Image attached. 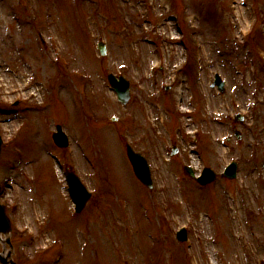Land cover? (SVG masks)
<instances>
[{"label":"rangeland","instance_id":"374dc122","mask_svg":"<svg viewBox=\"0 0 264 264\" xmlns=\"http://www.w3.org/2000/svg\"><path fill=\"white\" fill-rule=\"evenodd\" d=\"M108 72L129 79L127 105ZM0 135L17 264H264V0H0ZM230 160L233 180L182 171ZM67 167L92 191L81 213Z\"/></svg>","mask_w":264,"mask_h":264},{"label":"water","instance_id":"95a60500","mask_svg":"<svg viewBox=\"0 0 264 264\" xmlns=\"http://www.w3.org/2000/svg\"><path fill=\"white\" fill-rule=\"evenodd\" d=\"M98 49L100 50L101 54L106 53L105 44L103 42L98 43ZM108 79L114 86L119 99L124 103L127 102L130 96L129 82L123 76H119V79L117 80L113 74H108ZM214 84H217L219 89L223 90V81L220 79L218 74H215V80L213 82V85ZM52 137L59 146L68 145V138L66 134L62 131L60 125L56 126V131L52 134ZM1 143L2 138L0 136V149ZM126 148L128 158L131 164L133 165L135 173L145 184L151 187L152 180L147 161L143 156L135 152L129 144H127ZM236 169V162H232L230 165L227 166L226 170L222 173V176L233 179L236 177ZM189 171L190 173H192L190 168ZM66 178L69 184L70 193L75 199L77 204V210L79 211L83 208L85 202L90 197V193L86 190L79 177L73 171H67ZM198 179L201 183H208L215 179V173L210 168H205L202 176ZM10 231L11 223L8 216L6 215L5 206L0 204V242L3 245V250L0 251V264H16L12 258L13 250L10 242ZM178 236L179 238H184L183 235ZM6 244L10 246V249L5 250L4 246Z\"/></svg>","mask_w":264,"mask_h":264},{"label":"bare ground","instance_id":"6f19581e","mask_svg":"<svg viewBox=\"0 0 264 264\" xmlns=\"http://www.w3.org/2000/svg\"><path fill=\"white\" fill-rule=\"evenodd\" d=\"M180 100H182V99L180 98Z\"/></svg>","mask_w":264,"mask_h":264}]
</instances>
